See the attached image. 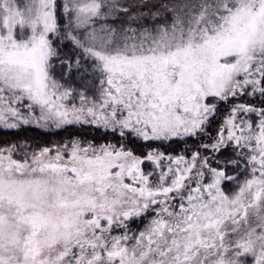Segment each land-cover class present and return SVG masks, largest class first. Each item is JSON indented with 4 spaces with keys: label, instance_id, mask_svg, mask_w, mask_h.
I'll return each mask as SVG.
<instances>
[{
    "label": "snow or ice",
    "instance_id": "6c2138e0",
    "mask_svg": "<svg viewBox=\"0 0 264 264\" xmlns=\"http://www.w3.org/2000/svg\"><path fill=\"white\" fill-rule=\"evenodd\" d=\"M28 127L71 134L0 142V264H264V0H0Z\"/></svg>",
    "mask_w": 264,
    "mask_h": 264
},
{
    "label": "trees",
    "instance_id": "16d2710c",
    "mask_svg": "<svg viewBox=\"0 0 264 264\" xmlns=\"http://www.w3.org/2000/svg\"><path fill=\"white\" fill-rule=\"evenodd\" d=\"M71 77L73 76V73H70ZM69 78V74H68ZM86 78V77H83ZM68 86H70L73 89L76 90H89L88 93L91 94L93 88L92 84H89V88L82 87L81 85L83 84L82 80H79V83L75 82L74 79L67 80ZM91 86V87H90ZM214 130V129H213ZM71 133L68 131H59V132H47V133H42L39 132L36 129H20V130H15V131H0V142H16L17 140L23 141V140H28L31 142V144L35 147L37 145H50L54 142H61L64 141L68 138V136ZM83 135L89 136L94 138L97 142H100L102 137L100 133L93 132V130L89 129L88 131L84 132Z\"/></svg>",
    "mask_w": 264,
    "mask_h": 264
},
{
    "label": "rangeland",
    "instance_id": "374dc122",
    "mask_svg": "<svg viewBox=\"0 0 264 264\" xmlns=\"http://www.w3.org/2000/svg\"><path fill=\"white\" fill-rule=\"evenodd\" d=\"M69 74V78H67V80H70V79H74V81L75 82H77V83H79V80H82L83 81V84L81 85L82 87H85V81L86 80H88L89 79V77H86V78H82L81 77V74L79 73V72H75V74H73V76L71 77V74L70 73H68ZM80 84V83H79ZM91 87V86H90ZM89 88V84L87 85V89ZM77 91H79V90H77ZM87 91H89V90H87ZM25 129H36V130H38L39 132H42V133H47V132H51V133H53V132H57V131H53V130H41V129H38V128H35V127H28V128H25ZM134 227H135V225H134Z\"/></svg>",
    "mask_w": 264,
    "mask_h": 264
}]
</instances>
